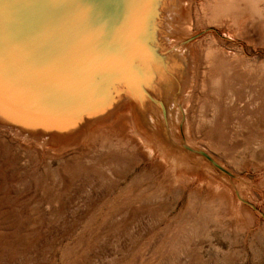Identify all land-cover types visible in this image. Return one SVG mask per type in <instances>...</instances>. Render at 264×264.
Returning a JSON list of instances; mask_svg holds the SVG:
<instances>
[{
	"label": "bare ground",
	"instance_id": "bare-ground-1",
	"mask_svg": "<svg viewBox=\"0 0 264 264\" xmlns=\"http://www.w3.org/2000/svg\"><path fill=\"white\" fill-rule=\"evenodd\" d=\"M134 1L141 19L136 32L143 29L146 38H137L117 59L111 70L116 78L102 91L97 105L77 119L65 118L47 113L37 94L2 80L5 115L0 118V132L36 145L53 143L56 150L74 147L78 141L92 146L124 131L128 136L120 143L135 144L152 171L164 179L145 199L159 204L168 185L184 189L191 184L194 191H189L188 203L192 193L201 201L193 215L196 219L217 227L225 223L234 229L250 227L252 213L239 195L243 186L232 184L233 169L219 152L234 148L227 144L235 131L245 130L251 138L254 128H264V0ZM121 63L127 64L120 69ZM69 94L52 96L49 108L66 110L75 105L76 98ZM80 99L87 106L94 102L93 94ZM201 128L207 131L198 137ZM261 144L264 136L257 140ZM237 161L236 166L241 163Z\"/></svg>",
	"mask_w": 264,
	"mask_h": 264
},
{
	"label": "rangeland",
	"instance_id": "rangeland-1",
	"mask_svg": "<svg viewBox=\"0 0 264 264\" xmlns=\"http://www.w3.org/2000/svg\"><path fill=\"white\" fill-rule=\"evenodd\" d=\"M246 132L235 131L227 144L234 148L219 152L252 213L241 230L196 219L201 201L192 193L189 206L191 184L168 185L159 204L145 199L164 179L135 144L120 143L124 131L56 150L1 131L0 264H264V128Z\"/></svg>",
	"mask_w": 264,
	"mask_h": 264
},
{
	"label": "water",
	"instance_id": "water-1",
	"mask_svg": "<svg viewBox=\"0 0 264 264\" xmlns=\"http://www.w3.org/2000/svg\"><path fill=\"white\" fill-rule=\"evenodd\" d=\"M138 10L134 0H0L2 80L37 94L47 113L77 119L105 93L95 99V73L111 72L133 47ZM101 46H115L117 54L101 62ZM67 91L75 105L51 110V97ZM92 94L94 102L87 106L80 98Z\"/></svg>",
	"mask_w": 264,
	"mask_h": 264
},
{
	"label": "snow or ice",
	"instance_id": "snow-or-ice-1",
	"mask_svg": "<svg viewBox=\"0 0 264 264\" xmlns=\"http://www.w3.org/2000/svg\"><path fill=\"white\" fill-rule=\"evenodd\" d=\"M141 3H151V0H138ZM137 38H146V33L142 29L140 32L137 33ZM100 53V60L107 59L111 55L117 54V49L115 46H101L99 48ZM117 73L115 71L110 72L106 68H102L95 73L94 78V87L97 89L98 92H102L111 79L116 78ZM0 81H2V74H0ZM5 115V102H4V94L2 83H0V118H3Z\"/></svg>",
	"mask_w": 264,
	"mask_h": 264
}]
</instances>
